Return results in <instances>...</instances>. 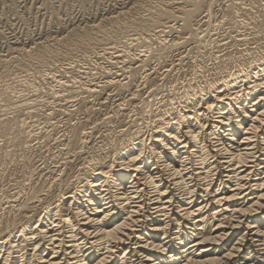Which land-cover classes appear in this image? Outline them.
Wrapping results in <instances>:
<instances>
[{"label":"rangeland","instance_id":"obj_1","mask_svg":"<svg viewBox=\"0 0 264 264\" xmlns=\"http://www.w3.org/2000/svg\"><path fill=\"white\" fill-rule=\"evenodd\" d=\"M263 62L264 0H0V239Z\"/></svg>","mask_w":264,"mask_h":264},{"label":"bare ground","instance_id":"obj_2","mask_svg":"<svg viewBox=\"0 0 264 264\" xmlns=\"http://www.w3.org/2000/svg\"><path fill=\"white\" fill-rule=\"evenodd\" d=\"M257 68L242 76L247 92H228L237 79L212 90V120L159 131L150 162L145 142L130 146L78 195L2 237L0 264H264V62Z\"/></svg>","mask_w":264,"mask_h":264}]
</instances>
